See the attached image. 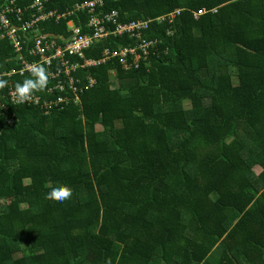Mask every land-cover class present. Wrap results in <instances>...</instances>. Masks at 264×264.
I'll use <instances>...</instances> for the list:
<instances>
[{"label":"trees","instance_id":"trees-1","mask_svg":"<svg viewBox=\"0 0 264 264\" xmlns=\"http://www.w3.org/2000/svg\"><path fill=\"white\" fill-rule=\"evenodd\" d=\"M113 12L153 21L148 57L72 70L78 104L44 64L33 93L66 106L49 114L11 93L38 57L19 59L0 24V264H264V0H105L94 16ZM90 18L42 27L67 40ZM138 44L112 35L85 57ZM57 182L72 188L63 202L45 199Z\"/></svg>","mask_w":264,"mask_h":264},{"label":"built area","instance_id":"built-area-1","mask_svg":"<svg viewBox=\"0 0 264 264\" xmlns=\"http://www.w3.org/2000/svg\"><path fill=\"white\" fill-rule=\"evenodd\" d=\"M52 1L33 0L28 8L21 10L15 6L16 2L12 0L11 5L7 6L0 13V24L2 28L7 30V35L10 38L13 37L11 39L14 47L17 53L22 55L19 59H25L27 54H33L38 57V60H34L31 63L22 60L23 66L20 69V73L30 72L29 70L31 69L29 68L35 66L42 67L44 64L51 66L49 73L53 79H59L63 74L65 80L60 78V84L61 82H69L71 84L77 104L80 102V96L75 86V79L72 77V70L98 66L107 60L118 57L122 59L126 68H130L132 65L137 67L139 61L147 58L149 49L155 45V41L144 39V31H150L153 21L123 25L118 23L119 13L117 12L106 14L102 18L94 16L98 10L104 8L105 0H89L77 3L74 5V9L70 10L67 14L46 11L47 3ZM79 12H87L91 16L86 26L90 31L89 34L81 33L80 27H73L70 24L69 27L72 35L69 39L64 40L55 34L46 32L42 27V23L66 21L69 16ZM25 14H28L27 19H25ZM101 14L99 13V15ZM12 16L15 17L19 25H12ZM175 19V15H170L157 21L161 23L168 21L172 24ZM110 26H113V29H110ZM112 35L116 38L128 36L131 39H135L139 43L137 45L138 48L119 47L117 50L105 49L100 59L85 57L86 50L90 49L96 42L102 41V39H106ZM138 49L142 50V52H138ZM129 57H132V61L128 60ZM91 84L92 80L90 84L86 83V86L91 87ZM63 101L64 97L60 96L57 101L46 103H49L53 107L55 104H61Z\"/></svg>","mask_w":264,"mask_h":264},{"label":"clouds","instance_id":"clouds-1","mask_svg":"<svg viewBox=\"0 0 264 264\" xmlns=\"http://www.w3.org/2000/svg\"><path fill=\"white\" fill-rule=\"evenodd\" d=\"M48 82L46 71L43 67L35 66L30 70V75L22 81L14 84L15 98L18 102L28 99L36 90H42ZM8 81L0 79V89L6 87ZM72 195V188L61 182H57L49 187L45 193V199L58 200L63 202Z\"/></svg>","mask_w":264,"mask_h":264},{"label":"rangeland","instance_id":"rangeland-1","mask_svg":"<svg viewBox=\"0 0 264 264\" xmlns=\"http://www.w3.org/2000/svg\"><path fill=\"white\" fill-rule=\"evenodd\" d=\"M1 13V12H0ZM102 13V12H101ZM91 17V16H90ZM47 23V22H46ZM42 24H44V23H42ZM124 37H128V36H124ZM11 38H13V37H11ZM129 39H131L130 37H128ZM107 39V38H106ZM102 40H105V38L104 39H102ZM18 55H19V57L21 58L22 57V55L21 54H19V53H17ZM22 62H21V66H20V69L22 68ZM33 67H31V68H29V69H32ZM30 71V70H29ZM236 82H237V80H236ZM118 82H116V86H118ZM11 93L13 94V95H15V93H14V91H11ZM26 101H30V102H33L34 103V105L36 106V107H38L42 112H44L45 114H49L50 113V106L49 105H47L45 102H44V99H42V97H41V95L40 94H36V93H32L29 97H28V99H26V100H24V101H21L22 103H24V102H26ZM0 107H1V105H0ZM54 107L55 108H61V109H64L66 106H63V105H61V104H59V103H57V104H55L54 105ZM10 123H12V120H10ZM99 129H100V127H99ZM254 171H255V173H258L259 171H260V168L259 167H256L255 169H254Z\"/></svg>","mask_w":264,"mask_h":264}]
</instances>
